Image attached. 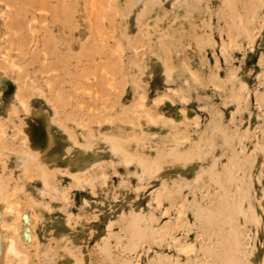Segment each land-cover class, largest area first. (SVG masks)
<instances>
[{"label": "rangeland", "instance_id": "1", "mask_svg": "<svg viewBox=\"0 0 264 264\" xmlns=\"http://www.w3.org/2000/svg\"><path fill=\"white\" fill-rule=\"evenodd\" d=\"M234 245L264 264V0H0V264Z\"/></svg>", "mask_w": 264, "mask_h": 264}, {"label": "bare ground", "instance_id": "2", "mask_svg": "<svg viewBox=\"0 0 264 264\" xmlns=\"http://www.w3.org/2000/svg\"><path fill=\"white\" fill-rule=\"evenodd\" d=\"M112 150H114L115 152H117V151L120 150V148H119L117 145L114 144L113 147H112ZM76 168H77V167H76ZM45 186H46V185H45ZM208 215H212V214L209 212ZM208 215H207V216H208ZM206 218H207V217H206ZM210 219H211V218H210ZM210 219L207 218V220H210ZM233 238H236V237H233ZM233 238H232V239H233ZM236 239H237V238H236ZM236 239H233L232 241H234V240L237 241ZM232 241L230 242V244L232 243ZM237 243H238V242H236V245H237ZM226 244H227V243H225L224 245H226ZM232 244H233V243H232ZM236 245L233 246V249H234V250H233V249H232L233 251L231 250V251L234 253V254H232L231 256H229V253L226 251V254L228 255V260H231V262H232V263H230V264H234V263H235V264H238L239 262H237V260L240 261L239 258H238V256H239L238 253H237V252H234V251H237V248H238V247H236V250H235V246H236ZM227 246H229V243L227 244ZM230 246H232V245H230ZM230 246H229V247H230ZM224 247H225V246H224ZM227 248H228V247H227ZM7 251H8V252H11V253H13V254H17V250H16V247H15L14 244H13V240L9 241L8 246H7ZM229 252H230V251H229ZM232 252H231V253H232ZM238 252H239V249H238ZM235 254L238 255V256H235ZM233 255H234V256H233ZM229 257H230L231 259H230ZM233 257H234V258L237 257L238 259H237V258L234 259ZM226 259H227V258H226ZM236 259H237V260H236ZM228 260L225 261V262H226L225 264H228V262H229ZM232 260H235V262H233Z\"/></svg>", "mask_w": 264, "mask_h": 264}]
</instances>
